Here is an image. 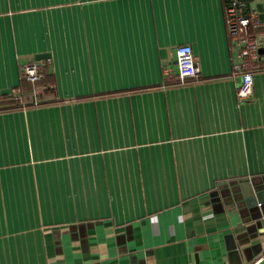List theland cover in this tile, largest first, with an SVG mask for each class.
<instances>
[{"label": "crops", "instance_id": "crops-1", "mask_svg": "<svg viewBox=\"0 0 264 264\" xmlns=\"http://www.w3.org/2000/svg\"><path fill=\"white\" fill-rule=\"evenodd\" d=\"M244 1L264 22V0ZM224 7L0 0V93L40 54L53 87L0 110V264H247L264 249V70L238 102ZM180 45L197 78L164 77Z\"/></svg>", "mask_w": 264, "mask_h": 264}, {"label": "built area", "instance_id": "built-area-1", "mask_svg": "<svg viewBox=\"0 0 264 264\" xmlns=\"http://www.w3.org/2000/svg\"><path fill=\"white\" fill-rule=\"evenodd\" d=\"M225 25L228 37L235 52L234 70L241 76L237 90L238 102H245L253 94V77L255 72L264 70V22L257 12L249 9L244 0H225ZM176 72L164 70V77L171 78L173 74L180 80L197 78L199 70L194 62L192 49L189 45L176 48ZM43 66L39 61L24 66L22 79L35 85L44 78ZM36 88L33 89L36 105ZM45 89V87H43ZM2 101L22 102L18 92L4 95ZM247 264H264V249Z\"/></svg>", "mask_w": 264, "mask_h": 264}, {"label": "trees", "instance_id": "trees-1", "mask_svg": "<svg viewBox=\"0 0 264 264\" xmlns=\"http://www.w3.org/2000/svg\"><path fill=\"white\" fill-rule=\"evenodd\" d=\"M44 70V69H43ZM45 87V89H43ZM36 88V105H34V95L33 89ZM22 96V102L18 101H2L1 99L5 98L3 93H0V110L3 109H12L15 107H29V106H40L46 103H50L53 98H50L53 95V87L52 84L48 81L46 72L44 70V78H42L35 85L30 84L26 80L22 79L20 85L16 89V91Z\"/></svg>", "mask_w": 264, "mask_h": 264}, {"label": "water", "instance_id": "water-1", "mask_svg": "<svg viewBox=\"0 0 264 264\" xmlns=\"http://www.w3.org/2000/svg\"><path fill=\"white\" fill-rule=\"evenodd\" d=\"M46 58V56L44 55V54H40V55H37L36 57H35V61H41V60H43V59H45ZM257 196L259 197V198H261V194H257ZM258 201H259V199H258ZM261 203V202H260ZM261 205V204H260Z\"/></svg>", "mask_w": 264, "mask_h": 264}]
</instances>
